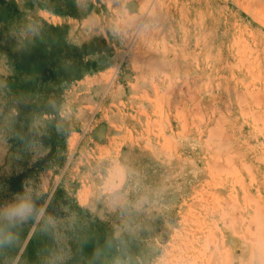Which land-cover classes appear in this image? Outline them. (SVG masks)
I'll return each instance as SVG.
<instances>
[{
	"label": "rangeland",
	"instance_id": "obj_1",
	"mask_svg": "<svg viewBox=\"0 0 264 264\" xmlns=\"http://www.w3.org/2000/svg\"><path fill=\"white\" fill-rule=\"evenodd\" d=\"M14 1L27 24L0 32V206L27 193L46 211L0 264H264V0H76L81 17ZM43 21L99 69L18 70Z\"/></svg>",
	"mask_w": 264,
	"mask_h": 264
},
{
	"label": "trees",
	"instance_id": "obj_2",
	"mask_svg": "<svg viewBox=\"0 0 264 264\" xmlns=\"http://www.w3.org/2000/svg\"><path fill=\"white\" fill-rule=\"evenodd\" d=\"M75 4L76 0H44L37 7L62 16L81 17ZM29 6L34 7L32 3ZM24 14L14 0H0V32L11 35V31H20L27 24ZM87 46L71 43L66 37L65 26L43 21L35 32L20 39L19 48L11 55L18 70L30 69L42 79L61 83L81 79L99 69L96 60L85 61L83 55L90 54ZM45 108L47 112H54L51 102H47ZM11 181L21 184V176Z\"/></svg>",
	"mask_w": 264,
	"mask_h": 264
},
{
	"label": "clouds",
	"instance_id": "obj_3",
	"mask_svg": "<svg viewBox=\"0 0 264 264\" xmlns=\"http://www.w3.org/2000/svg\"><path fill=\"white\" fill-rule=\"evenodd\" d=\"M45 211L27 193L17 194L15 199L0 206V250L13 247L18 239L19 227L29 221L39 222L44 218Z\"/></svg>",
	"mask_w": 264,
	"mask_h": 264
},
{
	"label": "crops",
	"instance_id": "obj_4",
	"mask_svg": "<svg viewBox=\"0 0 264 264\" xmlns=\"http://www.w3.org/2000/svg\"><path fill=\"white\" fill-rule=\"evenodd\" d=\"M41 9H43V8H41ZM45 10V9H44ZM50 12V11H49ZM52 13V12H51ZM54 14V13H53ZM56 15H58V14H56ZM58 16H61V15H58Z\"/></svg>",
	"mask_w": 264,
	"mask_h": 264
},
{
	"label": "bare ground",
	"instance_id": "obj_5",
	"mask_svg": "<svg viewBox=\"0 0 264 264\" xmlns=\"http://www.w3.org/2000/svg\"><path fill=\"white\" fill-rule=\"evenodd\" d=\"M222 243V242H221ZM216 245V244H215ZM224 247V246H223ZM219 249V248H218ZM205 251V250H204ZM220 252V251H219ZM184 258V257H183ZM186 258V257H185ZM197 264V263H196ZM212 264V263H211Z\"/></svg>",
	"mask_w": 264,
	"mask_h": 264
}]
</instances>
